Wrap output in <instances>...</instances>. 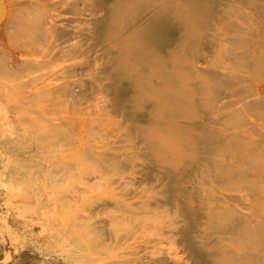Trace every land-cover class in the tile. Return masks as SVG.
<instances>
[{
	"label": "rangeland",
	"instance_id": "rangeland-1",
	"mask_svg": "<svg viewBox=\"0 0 264 264\" xmlns=\"http://www.w3.org/2000/svg\"><path fill=\"white\" fill-rule=\"evenodd\" d=\"M188 215L209 264H264V0H0V264H78L109 216L186 257Z\"/></svg>",
	"mask_w": 264,
	"mask_h": 264
},
{
	"label": "bare ground",
	"instance_id": "bare-ground-1",
	"mask_svg": "<svg viewBox=\"0 0 264 264\" xmlns=\"http://www.w3.org/2000/svg\"><path fill=\"white\" fill-rule=\"evenodd\" d=\"M145 5L146 6H143L139 2L135 4L134 12L129 16L131 18L130 22L133 24V26L137 25L138 27H140L138 29L145 36H150L152 34L161 35V33L167 29L165 23L162 20L158 19L162 17V15H160L161 12L158 11L157 9L158 7L156 6V3H153L152 5L150 4H145ZM42 136L44 137V139L47 140L50 138L47 135H42ZM52 145L53 147L51 149L54 151L55 150L62 151L64 149L73 147L72 143H70L69 140L64 137L63 133L61 134L59 140L54 141ZM54 166H62V167L66 166L64 170L67 171V173L73 171H76L77 173L79 172V170L76 169V166H73L72 164L59 163ZM108 188L111 187L108 186ZM42 191L43 190H41V193ZM75 191L76 190L64 194L62 193V197L64 198V200H69V198L72 199L77 198L79 194H80L79 196L81 197L83 196L81 193L84 191V189L78 192ZM111 197L112 195L102 197L98 201H96L97 200L96 199L95 200L96 202L95 201L94 202L97 205L103 207L104 206L103 204H109L110 202L109 198ZM117 200H119V202L121 201V199H117ZM56 204L58 203L55 200V206H57ZM183 205H185V207L189 212L193 210L190 204H188L187 202H184ZM62 209L65 211L67 210L65 207ZM83 216L87 217L86 214ZM187 217H188V222H190L189 226L188 227L183 226L180 229L181 233L178 234L180 242L183 243V246L186 250L187 253L186 257L180 255L177 250L171 249V250H167L166 252H162L160 247L153 246V244L150 243V240L154 241L155 238L159 239V237L146 236L145 232H147L150 227L148 229H144L143 223L142 224L135 223L134 225L137 226V228L132 230V234H130L129 232H123L120 229H118L117 225L118 222L120 221H115V219H113L112 216H109L108 219L110 220H108L109 222L108 230L104 232H100L101 238L99 239L93 238L91 240H85L84 242L80 241V244L76 240L78 243L77 242L75 243L79 244L78 245L79 247L81 246V254L83 256V259L80 262H78V264H209L211 257L215 255L217 250L215 248L209 249V247L207 249L208 244L212 241H210L209 243L205 241L203 239L205 237H203L201 233L199 232H196V234L192 233L193 229L191 228V226L193 223H195L196 217L190 215H188ZM123 219H126V217H123ZM150 223L151 222H148L146 224H150ZM157 224L159 225L158 222ZM76 225L77 226L75 227L80 228L79 230L73 229L74 228L73 226H71L70 228L67 226L71 231V234L69 236H72L70 238L71 239L73 238V240L78 239L84 233H88V231L84 229L83 224L77 222ZM48 228L50 229V227ZM58 228L61 229L60 227ZM62 228L64 227L62 226ZM176 231H179V229L178 230H174V228L169 229L170 234ZM221 231L222 233L226 232V230L225 231L220 230L216 233V237L221 236L222 234ZM67 239L71 240L69 238ZM74 241H73V245H75ZM70 243L72 242L70 241ZM232 247H233V253L231 255H228L230 257L229 261L233 262V264H239L238 263L239 246L237 242L236 244L232 245ZM5 249L9 251L7 247L4 248V250ZM73 250L76 251L75 248ZM78 258H80V256ZM229 261H224L222 264H231V262L227 263ZM51 264H54V262Z\"/></svg>",
	"mask_w": 264,
	"mask_h": 264
}]
</instances>
